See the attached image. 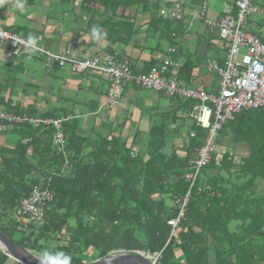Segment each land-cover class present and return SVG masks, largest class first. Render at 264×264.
<instances>
[{
	"label": "trees",
	"instance_id": "trees-1",
	"mask_svg": "<svg viewBox=\"0 0 264 264\" xmlns=\"http://www.w3.org/2000/svg\"><path fill=\"white\" fill-rule=\"evenodd\" d=\"M100 2L108 7L124 0ZM159 23L154 18L150 28ZM189 73L187 67L179 72L186 80ZM228 123L174 232L169 220L178 216V198L189 189L185 174L192 169L193 149L204 142L200 128L194 126L196 136L182 156L169 147L160 125L152 127L147 149L134 152L121 136L82 137L76 120L67 121L64 154L52 144L51 126L15 124L10 130L21 139L14 148H0V230L38 254L55 246L71 263L85 262L82 255L91 251L96 259L140 250L160 253L157 264H264V126L246 127L238 115ZM240 143L249 146L245 155L236 152ZM36 185L56 195L44 218L31 222L20 203ZM200 186L208 187L199 191ZM8 259L0 248V264Z\"/></svg>",
	"mask_w": 264,
	"mask_h": 264
},
{
	"label": "crops",
	"instance_id": "crops-1",
	"mask_svg": "<svg viewBox=\"0 0 264 264\" xmlns=\"http://www.w3.org/2000/svg\"><path fill=\"white\" fill-rule=\"evenodd\" d=\"M203 2L207 16L214 20L237 12L235 0H124L119 6L108 7L100 0H6L0 5V29L26 38L33 35L51 51H68L72 57L109 53L128 61L136 74L169 58L167 78L217 93L219 75L214 66L223 64L227 49L219 32L210 30L198 17ZM18 3L23 4V11ZM176 4L183 8L182 19L162 13H170ZM154 18L160 23L150 28ZM90 25H98L106 35L93 38ZM249 25L258 26L250 20ZM44 62L29 52L14 55L7 43L0 42V110L14 113L13 109H19L21 114L39 117L46 113L69 116V121L76 120L79 136H121L134 152L147 149L152 127L160 125L169 147L182 156L187 154L186 145L197 133L187 100L127 83L121 102L112 106L107 97L110 81L104 74L75 72L57 65L49 68ZM186 67L190 70L188 80L179 74ZM10 128L0 131V148H14L21 139ZM247 147L249 151L246 143H240L236 152L245 155ZM89 150L87 147L84 152ZM6 264L21 263L9 257Z\"/></svg>",
	"mask_w": 264,
	"mask_h": 264
},
{
	"label": "built area",
	"instance_id": "built-area-1",
	"mask_svg": "<svg viewBox=\"0 0 264 264\" xmlns=\"http://www.w3.org/2000/svg\"><path fill=\"white\" fill-rule=\"evenodd\" d=\"M235 5L237 8L235 15H225L214 20L207 16V4L203 2L198 14L210 30L219 32L227 49L223 64L214 66L219 75L217 93H209L203 88L182 86L177 79L167 78L166 72L171 66L169 58L164 59L160 65L152 66L146 72L136 74L128 61L119 60L109 53L77 58L69 56L68 51L66 54L53 52L38 41L31 52L43 57L49 68L57 65L61 68H71L75 72L104 74L110 81L107 97L112 106H117L121 102L127 83H135L142 89L161 91L169 97L191 101L190 117L196 127L204 131V142L195 149L189 159L192 169L185 174V178L189 180L190 185L185 195L178 198L181 204L178 216L169 220L172 232L184 217L185 206L192 189L197 185L202 169L217 150L218 133L224 124L233 120L236 114L244 109H264V39L252 33L247 27L251 14L261 16L264 23V2L235 0ZM162 13L175 20L182 19L184 14L180 4H176L170 13L165 10H162ZM0 42L7 43L14 55L28 52L26 51L28 38L13 31L0 29ZM170 51L174 52V49ZM69 120V116L39 117L0 110V131H7L15 124L26 122L35 127L51 126L52 144L65 154L67 140L64 122ZM28 141L29 137L23 139L24 143ZM65 165H68V159L65 160ZM207 187L200 186L199 191ZM55 195L56 192L52 189L34 186L21 200L22 216L28 221L39 222L44 218L45 207ZM159 257L160 253L152 254L155 262Z\"/></svg>",
	"mask_w": 264,
	"mask_h": 264
},
{
	"label": "water",
	"instance_id": "water-1",
	"mask_svg": "<svg viewBox=\"0 0 264 264\" xmlns=\"http://www.w3.org/2000/svg\"><path fill=\"white\" fill-rule=\"evenodd\" d=\"M0 248L10 258L20 262L21 264H38V253L27 249L14 242L7 234L0 230ZM71 264H157L152 259V254L135 250L130 252L114 251L108 255L82 263Z\"/></svg>",
	"mask_w": 264,
	"mask_h": 264
},
{
	"label": "rangeland",
	"instance_id": "rangeland-1",
	"mask_svg": "<svg viewBox=\"0 0 264 264\" xmlns=\"http://www.w3.org/2000/svg\"><path fill=\"white\" fill-rule=\"evenodd\" d=\"M213 1V0H212ZM264 2V0H262ZM249 20L251 22H256L258 24V26H248L249 30L262 37H264V23L262 21L261 16L257 15V14H251L249 16ZM35 56L42 58L41 56H39L36 53H33ZM45 63V62H44ZM239 117V120L243 121V125L246 127H251L252 129H258L262 126H264V113L262 111V109H244L242 111V113H238L236 114ZM229 122V121H228ZM224 124L225 126L228 125L229 123ZM221 131H219L218 133V137L221 135ZM216 148L218 149V145H216ZM246 153H248V147L246 148ZM261 154L264 156V148L261 151ZM202 175V173L200 174V176ZM200 178V177H199ZM260 189L264 190V182H261L260 184ZM15 237H20L19 235H16ZM94 252H90V253H84L82 255V257L85 259V262H89L92 258H94V256L92 255Z\"/></svg>",
	"mask_w": 264,
	"mask_h": 264
},
{
	"label": "clouds",
	"instance_id": "clouds-1",
	"mask_svg": "<svg viewBox=\"0 0 264 264\" xmlns=\"http://www.w3.org/2000/svg\"><path fill=\"white\" fill-rule=\"evenodd\" d=\"M6 0H0V5H3ZM17 7L20 8L21 11L24 10L23 4L18 3ZM91 35L95 39H100L102 35H106L103 33L102 29L98 25H94L91 28ZM36 44V37L33 35H29L28 45L26 46V51L31 53ZM38 264H71V257L64 251L56 250L55 246L50 248L43 249L37 255Z\"/></svg>",
	"mask_w": 264,
	"mask_h": 264
}]
</instances>
